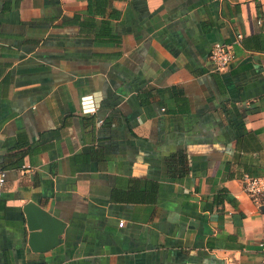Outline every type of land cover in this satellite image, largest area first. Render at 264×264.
I'll list each match as a JSON object with an SVG mask.
<instances>
[{
  "label": "crops",
  "instance_id": "1",
  "mask_svg": "<svg viewBox=\"0 0 264 264\" xmlns=\"http://www.w3.org/2000/svg\"><path fill=\"white\" fill-rule=\"evenodd\" d=\"M0 170V264H261L264 0H0Z\"/></svg>",
  "mask_w": 264,
  "mask_h": 264
},
{
  "label": "water",
  "instance_id": "2",
  "mask_svg": "<svg viewBox=\"0 0 264 264\" xmlns=\"http://www.w3.org/2000/svg\"><path fill=\"white\" fill-rule=\"evenodd\" d=\"M30 230V244L33 249L47 250L60 243L65 222L43 209L34 202H28L24 208Z\"/></svg>",
  "mask_w": 264,
  "mask_h": 264
},
{
  "label": "built area",
  "instance_id": "3",
  "mask_svg": "<svg viewBox=\"0 0 264 264\" xmlns=\"http://www.w3.org/2000/svg\"><path fill=\"white\" fill-rule=\"evenodd\" d=\"M242 34L237 35V42L242 39ZM236 59V54L230 44L217 43L212 47L210 60L216 71L226 70ZM91 110V109H88ZM6 181V173L0 170V194ZM244 189L259 205H264V176H249L244 177ZM262 251V261L264 264V241L260 242Z\"/></svg>",
  "mask_w": 264,
  "mask_h": 264
}]
</instances>
